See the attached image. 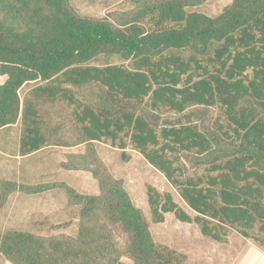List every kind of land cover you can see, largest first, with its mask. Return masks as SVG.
<instances>
[{
  "label": "trees",
  "instance_id": "trees-1",
  "mask_svg": "<svg viewBox=\"0 0 264 264\" xmlns=\"http://www.w3.org/2000/svg\"><path fill=\"white\" fill-rule=\"evenodd\" d=\"M128 1L133 10L111 21L81 17L68 0H0V130L19 123L21 157L83 146L59 166L98 187L0 177V210L12 194L58 190L78 209L74 237L0 234L10 264H185L154 242L96 142L124 160L137 151L195 213L148 186L154 224L170 213L214 242L234 231L264 249V0H233L214 18L187 11L206 0ZM100 55L132 64L89 65ZM26 84L36 85L21 99Z\"/></svg>",
  "mask_w": 264,
  "mask_h": 264
},
{
  "label": "rangeland",
  "instance_id": "rangeland-1",
  "mask_svg": "<svg viewBox=\"0 0 264 264\" xmlns=\"http://www.w3.org/2000/svg\"><path fill=\"white\" fill-rule=\"evenodd\" d=\"M233 0H206L204 3L187 8L189 12H196L203 14L207 17L214 18L222 13L225 7L229 6ZM70 7L81 17H88L94 19L108 18L112 21L110 14L119 15L124 12H129L133 10L134 5L128 0H68ZM118 17V16H117ZM116 65L123 64L126 67H131L132 62L130 60H123L119 56H105L100 55L91 62V66H105V65ZM2 78V77H1ZM0 78V81H1ZM36 84H26L19 92L20 98L23 99L29 90ZM208 114L211 116V121L214 122L218 117H220V112L217 108H209ZM176 115L172 113H164L161 115V119H169L170 117H175ZM20 125L18 123L19 128ZM21 133V132H20ZM5 136L4 131H0V150H4L8 155H13L16 149V142L13 141L14 136L7 139L3 138ZM4 140H9L6 144H3ZM5 145V147H3ZM17 145V144H16ZM55 148L54 150H45L36 154L32 157L31 165L37 167L40 171L39 176H34L33 181L40 182L41 175L45 174L43 177L45 180L40 182L46 183H66L77 192L86 195H97L98 187L96 182L92 177L85 172H68L61 170L59 163L65 161L66 154H80L83 153L84 147L78 146L71 149L59 148V147H49ZM94 148L97 155L100 157L101 161L104 163L109 173L115 178L122 182L123 187L127 194L129 195L132 203L142 212L145 217V221L148 224L149 231L152 235L154 242L161 246L166 247L169 250L177 253L184 257L185 264H202V260H197L196 256H202L204 250H248L247 240L255 243L250 239H245L241 237L238 233L234 231H229L224 242L217 243L209 238H206L200 234L199 228L194 223L186 224L177 221L174 216L170 213L164 215V222L160 224H154L151 219L148 203H147V191L146 188L151 186L155 188L160 194L168 193L172 196L173 201L190 217H194L195 213L191 211L187 205L180 198L177 190L173 188L169 182L164 178V176L156 170L154 167L149 165L145 159L131 149L130 146L125 150V160L121 157V151L112 148L109 144H104L100 142L94 143ZM21 164L20 171L22 176L24 175V170L26 167L25 161H18ZM6 180H12V176L9 178L2 177ZM83 176H87V179H81ZM17 180V174L15 176ZM16 182V181H14ZM18 183V182H16ZM25 185H28L30 181L27 179ZM59 191V192H58ZM56 191L60 195H55L54 199L59 200L64 194L62 191ZM24 195L12 194L9 198L13 204H15L17 197L23 198ZM65 196V195H64ZM6 203V204H7ZM9 204V203H8ZM5 207V206H4ZM3 207V208H4ZM8 207V206H7ZM2 208V209H3ZM76 212L78 216V209L71 207ZM1 209V210H2ZM8 210V208H7ZM50 224V223H49ZM71 225V224H70ZM54 226V225H53ZM63 226V225H61ZM16 226V222L12 217L3 216L0 213V234L6 231H21ZM60 227V225H55V228ZM71 227V226H70ZM77 228V227H76ZM60 235V234H59ZM76 232L71 236L74 237ZM263 235V234H262ZM49 237V236H48ZM256 244V243H255ZM259 246V245H258ZM195 250V251H194ZM201 259V258H200Z\"/></svg>",
  "mask_w": 264,
  "mask_h": 264
},
{
  "label": "crops",
  "instance_id": "crops-1",
  "mask_svg": "<svg viewBox=\"0 0 264 264\" xmlns=\"http://www.w3.org/2000/svg\"><path fill=\"white\" fill-rule=\"evenodd\" d=\"M3 81L4 78H1L0 84ZM17 127L18 124H15L12 127L0 130L1 132H5V136H3L5 139L14 136L13 141L15 140L17 144H15L16 149L13 155H8L4 150H0V176L2 174L4 178L12 176V180L21 184H27L25 183L27 179L30 181L28 185L41 184L40 182L45 180L43 177L45 174L41 175L42 179L40 182L33 181V177L39 176L40 171H38L37 167L31 165V159L41 151L47 149L54 150L55 148H44L36 153L21 157L18 151L20 127ZM8 142L9 140H4L3 144L7 145ZM18 161L20 163L21 161L26 162L23 176L20 171L21 164ZM16 174L18 176L17 180L13 177ZM81 179L86 180L87 176H83ZM55 195L60 194L56 191H50L41 195H24L23 198L17 197L15 204L9 200V204L7 203L0 210V213L3 216H8L9 219L12 217L14 222H16V226H19L17 228L24 232H30L43 237L57 234L72 235L76 232L77 227L76 212L68 205L64 194H61L62 196H60L59 200L54 199ZM55 225H60V227L55 228ZM246 243L249 247L248 250H204L202 256L196 257L197 260L203 261L202 264H264V249L249 240ZM0 264L10 263L0 254Z\"/></svg>",
  "mask_w": 264,
  "mask_h": 264
}]
</instances>
